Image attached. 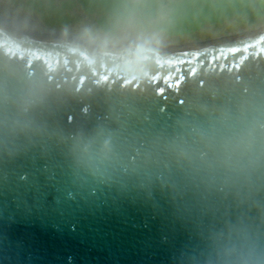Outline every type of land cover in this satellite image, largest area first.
Returning a JSON list of instances; mask_svg holds the SVG:
<instances>
[{"label": "water", "instance_id": "obj_1", "mask_svg": "<svg viewBox=\"0 0 264 264\" xmlns=\"http://www.w3.org/2000/svg\"><path fill=\"white\" fill-rule=\"evenodd\" d=\"M0 264H264V27L93 46L0 21Z\"/></svg>", "mask_w": 264, "mask_h": 264}, {"label": "rangeland", "instance_id": "obj_2", "mask_svg": "<svg viewBox=\"0 0 264 264\" xmlns=\"http://www.w3.org/2000/svg\"><path fill=\"white\" fill-rule=\"evenodd\" d=\"M0 21L93 46H171L255 32L264 27V0H0Z\"/></svg>", "mask_w": 264, "mask_h": 264}]
</instances>
